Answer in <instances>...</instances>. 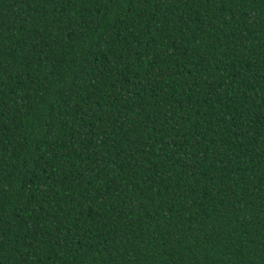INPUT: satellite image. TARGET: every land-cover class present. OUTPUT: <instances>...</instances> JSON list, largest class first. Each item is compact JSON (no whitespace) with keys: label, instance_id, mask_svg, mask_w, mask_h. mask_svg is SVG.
I'll return each mask as SVG.
<instances>
[{"label":"trees","instance_id":"trees-1","mask_svg":"<svg viewBox=\"0 0 264 264\" xmlns=\"http://www.w3.org/2000/svg\"><path fill=\"white\" fill-rule=\"evenodd\" d=\"M0 264H264V0H0Z\"/></svg>","mask_w":264,"mask_h":264}]
</instances>
